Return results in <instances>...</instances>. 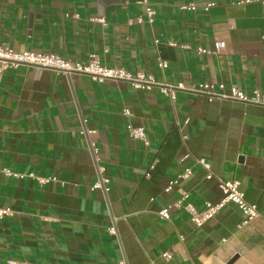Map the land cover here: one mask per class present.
<instances>
[{
  "label": "crops",
  "instance_id": "1",
  "mask_svg": "<svg viewBox=\"0 0 264 264\" xmlns=\"http://www.w3.org/2000/svg\"><path fill=\"white\" fill-rule=\"evenodd\" d=\"M142 1L0 0V44L79 63L97 55L106 67L159 83H222L264 101V0H147L152 24ZM209 3L216 6L206 12ZM192 4L196 10L184 9ZM217 41L226 45L219 54ZM129 122L146 129L149 146L128 136ZM92 143L108 191L92 190ZM196 159L211 163L217 177L239 180L261 216L240 228L242 212L229 203L202 227L184 211L161 220L159 211L184 192L199 210L223 200L218 180H206ZM187 169L192 176L167 192ZM31 173L58 182L41 185ZM0 209L12 213L0 219V264H118L123 257L128 264H264V105L185 92L172 102L158 88L123 81L7 71L0 79Z\"/></svg>",
  "mask_w": 264,
  "mask_h": 264
},
{
  "label": "built area",
  "instance_id": "2",
  "mask_svg": "<svg viewBox=\"0 0 264 264\" xmlns=\"http://www.w3.org/2000/svg\"><path fill=\"white\" fill-rule=\"evenodd\" d=\"M141 4L146 5L147 16L149 23L154 22V17L156 15L155 11L148 5L147 0H143ZM216 6L215 3H209L204 7L206 12H209ZM185 10H196V5H189L184 7ZM140 22L143 21L140 19ZM226 48L224 42L217 41L215 43L214 53L219 54ZM199 53L208 54L207 50L200 49ZM21 67L28 68H38L51 70L57 74H63L66 76L72 75H82L91 78L93 81L98 83H104L106 81H123L130 83L137 90H152L158 88L160 92L168 97L172 102H176L177 93L185 92L193 95H201L208 99L209 102H214L215 100L221 101H234L241 102L245 104L253 105H264V101L261 99L259 92H253L252 94L246 93L236 87H231L230 90L226 89V86L222 83H209L204 82L196 86L187 87L186 85L176 84L170 85L166 83H159L152 75H147L144 73L133 74L123 68H110L101 64L97 55H91L90 60L87 63L73 62L68 59H64L58 55L52 53H41L34 51H24L18 52L13 48L0 44V79L5 72L10 70H18ZM159 67L162 69L168 68L167 63L160 62ZM123 114L131 118L132 113L128 109H123ZM189 120L186 121V123ZM95 131H89L83 129L81 131L82 135L94 134ZM128 136L132 139L139 140L144 143L145 146H149L150 142L148 139L147 131L144 127L135 126L132 122L127 125ZM184 140L187 139L186 136L183 137ZM91 151L97 163L98 171V181L93 185L92 190H104L108 191V185L110 184V179L106 177L107 169L104 166L98 164V149L94 143L91 144ZM190 157L189 154L182 158V161L187 160ZM196 165L202 168L206 172V180L210 181L213 179L218 180L219 189L223 193V200L218 204H212L210 202H205L202 210L190 201V193H182L179 199L175 203L164 207L158 213V216L163 221L170 222L172 220L171 211L178 210L187 213L191 221L197 226L202 227L209 221L214 220L217 215L224 209V207L232 203L236 205L243 215V221L240 226L249 225L256 218L260 217L261 214L257 205L251 204L246 199V195L242 190V184L239 180H225L221 177H217L213 170L212 164L206 159H196ZM8 175H12L7 172ZM32 179L37 180L41 185H45L49 182H58L57 178H42L38 177L34 173L29 175ZM192 176V170L187 169L179 175L175 180H173L169 187L166 189L170 192L175 186L179 184L181 180L189 179ZM12 215L10 210L0 209V219H4L7 216ZM110 233L115 235V228H111ZM163 258L166 260H171L172 255L170 253H165ZM11 264H27V263H11ZM118 264H128L125 257H123ZM151 264H154L151 262Z\"/></svg>",
  "mask_w": 264,
  "mask_h": 264
}]
</instances>
